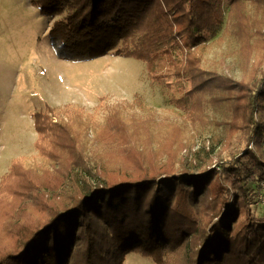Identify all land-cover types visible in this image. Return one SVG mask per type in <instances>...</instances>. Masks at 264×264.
<instances>
[{
	"label": "trees",
	"instance_id": "16d2710c",
	"mask_svg": "<svg viewBox=\"0 0 264 264\" xmlns=\"http://www.w3.org/2000/svg\"><path fill=\"white\" fill-rule=\"evenodd\" d=\"M231 1L238 33L248 42L246 0ZM34 4L42 16L62 17L48 33L59 59L81 62L112 52L144 62L150 80L165 86L171 70L176 81L192 85L177 106L195 112L196 90L204 83L196 48L206 30L215 33L221 24L215 2ZM174 49L181 53L178 61ZM163 57L165 69L158 63ZM229 82L233 131L244 139L254 132L258 152H233L226 139L221 151H229V159L196 173L176 167L183 131L170 124L156 129L151 116L127 113L130 103L111 106L101 124L69 106L35 113L41 162L18 159L7 175H19L14 184L4 188L11 181L0 182L6 194L0 198V264H122L129 253L152 264H264V214L252 211L264 206V121H253L264 102V72ZM160 138L165 141L158 146ZM89 143L109 151L86 166L81 149Z\"/></svg>",
	"mask_w": 264,
	"mask_h": 264
},
{
	"label": "rangeland",
	"instance_id": "374dc122",
	"mask_svg": "<svg viewBox=\"0 0 264 264\" xmlns=\"http://www.w3.org/2000/svg\"><path fill=\"white\" fill-rule=\"evenodd\" d=\"M35 1L0 0V182L5 178L11 181L4 188L13 185L19 176H7L16 160L34 166L41 162L34 114L46 107L60 110L69 106L101 124L111 106L130 103L127 113L151 116L156 129L159 124H170L183 131L185 148L176 158V167L184 164L192 173L213 167L221 158L228 160L230 152L221 151L226 139L232 143L233 152H244L246 148L258 152L254 132L244 139L239 130L233 131L230 120L235 93L225 80L232 84L264 72V1L259 5L251 0L244 2L249 19L246 42L238 33L232 1L212 0L222 21L215 33L205 31V42L196 48L204 83L196 90L193 114L177 106V100L192 85L176 81L171 70H166L170 85L165 86L150 80L144 62L112 52L81 62L59 59L48 33L54 21L62 17L42 16ZM172 54L177 61L182 58L178 49ZM158 63L164 68L166 59H158ZM259 120L264 121V102L253 116L254 122ZM164 141L160 138L158 146ZM262 144L264 152V141ZM81 151L83 163L91 166L99 153L109 150L89 143ZM2 190L0 198L4 200ZM61 193L66 194L65 190ZM252 211L261 217L264 206H254ZM122 264L152 262L140 253H129Z\"/></svg>",
	"mask_w": 264,
	"mask_h": 264
},
{
	"label": "built area",
	"instance_id": "2783aa9c",
	"mask_svg": "<svg viewBox=\"0 0 264 264\" xmlns=\"http://www.w3.org/2000/svg\"><path fill=\"white\" fill-rule=\"evenodd\" d=\"M262 203H264V199H262Z\"/></svg>",
	"mask_w": 264,
	"mask_h": 264
}]
</instances>
